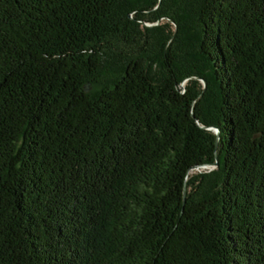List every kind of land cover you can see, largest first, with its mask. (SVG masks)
Here are the masks:
<instances>
[{
	"label": "trees",
	"instance_id": "1",
	"mask_svg": "<svg viewBox=\"0 0 264 264\" xmlns=\"http://www.w3.org/2000/svg\"><path fill=\"white\" fill-rule=\"evenodd\" d=\"M0 264H264V0H0Z\"/></svg>",
	"mask_w": 264,
	"mask_h": 264
},
{
	"label": "water",
	"instance_id": "2",
	"mask_svg": "<svg viewBox=\"0 0 264 264\" xmlns=\"http://www.w3.org/2000/svg\"><path fill=\"white\" fill-rule=\"evenodd\" d=\"M203 84V87L205 86L204 82H202ZM206 130L208 131H212L216 136H217V139H218V130L214 129V128H206ZM217 166V162H215V164L213 166H210V167H203L202 169H214L215 167ZM183 194L185 195V191L183 192Z\"/></svg>",
	"mask_w": 264,
	"mask_h": 264
},
{
	"label": "rangeland",
	"instance_id": "3",
	"mask_svg": "<svg viewBox=\"0 0 264 264\" xmlns=\"http://www.w3.org/2000/svg\"><path fill=\"white\" fill-rule=\"evenodd\" d=\"M202 170H204V169H202ZM208 171H211V170H213V169H207ZM193 172H199V171H197V170H194Z\"/></svg>",
	"mask_w": 264,
	"mask_h": 264
}]
</instances>
